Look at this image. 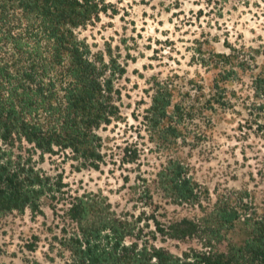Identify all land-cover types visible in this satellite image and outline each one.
Instances as JSON below:
<instances>
[{
	"label": "rangeland",
	"instance_id": "obj_1",
	"mask_svg": "<svg viewBox=\"0 0 264 264\" xmlns=\"http://www.w3.org/2000/svg\"><path fill=\"white\" fill-rule=\"evenodd\" d=\"M104 1L107 12L76 30L93 52L110 45L125 66L114 83L120 116L97 130L104 162L77 168L58 151L34 154L60 192L42 196L36 213L0 217V264H68L63 243L74 225L65 202L79 193H101L118 211L163 223L201 217L218 197L243 196L264 207V94L256 79L264 67V0ZM165 86L189 118L176 141L147 111L154 91ZM168 161L186 166L202 191L201 206L164 197L156 173ZM228 236L239 242L243 230ZM157 244L179 253L198 241Z\"/></svg>",
	"mask_w": 264,
	"mask_h": 264
},
{
	"label": "trees",
	"instance_id": "obj_2",
	"mask_svg": "<svg viewBox=\"0 0 264 264\" xmlns=\"http://www.w3.org/2000/svg\"><path fill=\"white\" fill-rule=\"evenodd\" d=\"M107 9L104 0H0V217L36 213L42 196L60 192L34 154L58 151L77 168L104 162L97 130L120 116L114 83L125 66L110 45L93 52L76 30ZM257 76L264 94V67ZM147 111L175 141L189 119L166 86L154 91ZM156 176L170 203L201 206L202 191L183 163L168 161ZM69 198L68 264H264V207L243 196L218 197L201 217L166 223L118 211L101 193ZM238 226L243 238L233 242L228 234ZM159 238H193L198 246L174 253Z\"/></svg>",
	"mask_w": 264,
	"mask_h": 264
}]
</instances>
